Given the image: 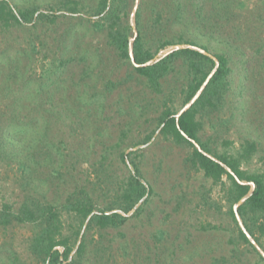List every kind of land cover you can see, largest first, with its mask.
<instances>
[{
  "label": "rangeland",
  "instance_id": "374dc122",
  "mask_svg": "<svg viewBox=\"0 0 264 264\" xmlns=\"http://www.w3.org/2000/svg\"><path fill=\"white\" fill-rule=\"evenodd\" d=\"M57 1L9 0L14 9L35 5L56 17L0 27V206L17 210L26 196L58 206L82 187L103 208L131 169L119 153L136 151L152 190L148 202L118 228L84 224V254L75 264H208L220 257L224 264H264V235L256 251L232 244L237 224L221 185L185 163L187 147L159 134L163 102L182 109L183 68L153 94L132 60L108 44L106 30L92 25L99 0H76L78 12L52 9ZM137 11L148 47L188 40L227 56L230 89L219 111L203 115L199 135L220 151L230 141L229 152L255 141L245 168L264 173V0H130L123 22L131 39ZM200 191L209 205L201 204ZM63 213L68 234L78 225ZM208 224L216 228L201 229ZM34 232L28 223L0 225V264H43L28 250Z\"/></svg>",
  "mask_w": 264,
  "mask_h": 264
},
{
  "label": "trees",
  "instance_id": "16d2710c",
  "mask_svg": "<svg viewBox=\"0 0 264 264\" xmlns=\"http://www.w3.org/2000/svg\"><path fill=\"white\" fill-rule=\"evenodd\" d=\"M128 2L130 0H99L94 9L98 19L92 25L97 29L106 30L108 44L115 49L119 58L132 60L133 70L139 77L145 79L146 86L153 94L161 95L163 82L181 67L186 76L181 88L183 108L200 90L215 67L193 104L185 111L178 114L171 105L163 102L156 117L157 129L166 140L189 149L184 159L186 164L201 171L203 176L211 179L213 183L221 185L224 199L229 204V214L237 224L236 236L230 238V242L234 245L239 242L249 244L256 251L249 237L262 246L264 173L249 171L245 165L257 151V144L253 140L245 139L229 152L227 147L230 141L223 140L222 144L226 149L220 151L212 139H203L199 135L203 115L219 111L230 89V66L227 56L215 53L213 54L215 62L207 54L205 46L188 40H182V43L189 45L188 47L169 52L168 49L174 46L169 40L161 41L155 49L148 47L138 26L139 11L135 13L138 34L131 39L130 28L123 22ZM51 8L56 11L78 12L79 3L76 0H58ZM50 13L39 12L35 5L14 9L9 0H0V27L9 30L37 19L52 23L56 15ZM159 52L162 55L157 57ZM151 136L152 134L147 135L141 143H147ZM137 154L136 151L119 153L121 161L128 162L131 169L119 182L110 205L97 209L92 194L82 187L69 192L63 203L58 206L33 196H26L17 210L8 203L0 206V225L3 227L12 223L34 225L35 232L29 240L28 250L35 258L41 260L43 264H75L84 254L85 241L83 238L80 239L84 224L85 229L118 228L128 220L129 212L132 216L140 214L148 202L152 190L143 182ZM208 196L207 191H200L201 204L209 205ZM245 196L247 197L236 207L235 212V205ZM63 212L73 217L78 225L68 234L63 233ZM237 218L242 227L239 226ZM200 227L216 228L210 224ZM258 255L263 259L262 254ZM225 261V258L220 257L208 264H224Z\"/></svg>",
  "mask_w": 264,
  "mask_h": 264
},
{
  "label": "water",
  "instance_id": "95a60500",
  "mask_svg": "<svg viewBox=\"0 0 264 264\" xmlns=\"http://www.w3.org/2000/svg\"><path fill=\"white\" fill-rule=\"evenodd\" d=\"M189 45H174V46H172L171 47V49H168V51L167 52H169V51H171V50H174V49H177V48H184V47H188ZM199 51H201V52H204V53H206L204 50H202V49H198ZM208 54V53H207ZM130 55H132V52H131V50H130ZM162 55V54H161ZM160 55V56H161ZM164 55V54H163ZM209 55V54H208ZM212 59H214V61H215V58L213 57V56H211V55H209ZM216 62V61H215ZM216 64V63H215ZM214 69H215V67H214ZM214 69H213V71H214ZM212 71V72H213ZM212 72H211V74H212ZM210 74V75H211ZM210 75L207 77V79H206V81L204 82V84L202 85V87L200 88V90L196 93V95L178 112V114H180V113H182L183 111H185L187 108H189L192 104H193V102L195 101V99L197 98V96L199 95V93H200V91L202 90V88L204 87V85L206 84V82L208 81V79H209V77H210ZM228 169V168H227ZM229 170V169H228ZM248 196V195H247ZM247 196H245V197H243L236 205H235V207H234V211L236 212V207L247 197ZM237 220H238V222H239V219L237 218ZM239 224H240V222H239ZM240 226L242 227V225L240 224ZM249 237V236H248ZM249 239H250V241L256 246V244H255V241L252 239V238H250L249 237Z\"/></svg>",
  "mask_w": 264,
  "mask_h": 264
}]
</instances>
